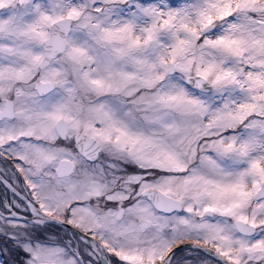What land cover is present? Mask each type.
<instances>
[{
	"label": "snow or ice",
	"instance_id": "6c2138e0",
	"mask_svg": "<svg viewBox=\"0 0 264 264\" xmlns=\"http://www.w3.org/2000/svg\"><path fill=\"white\" fill-rule=\"evenodd\" d=\"M0 264H264V0H0Z\"/></svg>",
	"mask_w": 264,
	"mask_h": 264
}]
</instances>
